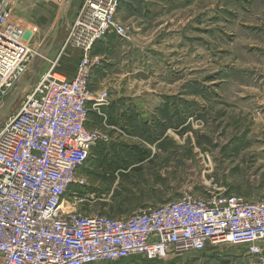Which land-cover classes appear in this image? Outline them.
<instances>
[{
  "label": "rangeland",
  "instance_id": "1",
  "mask_svg": "<svg viewBox=\"0 0 264 264\" xmlns=\"http://www.w3.org/2000/svg\"><path fill=\"white\" fill-rule=\"evenodd\" d=\"M79 1H73L62 38ZM145 1H137L141 8L134 10L144 18L130 20L125 11L129 19L121 23L125 33L113 34L114 42L101 43L105 49L101 51L112 61L106 63L108 72L99 73L103 84L98 88L108 96L147 97L160 103L146 106L155 115L139 140H129L126 146L111 142L98 160L90 155L79 169L83 202L78 212L130 217L184 194L201 197L214 188L246 200L263 199L264 0ZM65 3L21 0L15 19L26 26L23 39L40 49ZM129 55L126 76L114 63ZM79 57L78 49L61 41L40 74L52 61L57 71L71 76ZM122 78L125 84H118ZM15 92L0 94V113L8 104L4 96ZM101 135L108 142L107 135ZM76 190L73 186L71 192ZM104 264H264V260L249 256L243 247L227 245L168 261L148 262L139 255Z\"/></svg>",
  "mask_w": 264,
  "mask_h": 264
},
{
  "label": "built area",
  "instance_id": "2",
  "mask_svg": "<svg viewBox=\"0 0 264 264\" xmlns=\"http://www.w3.org/2000/svg\"><path fill=\"white\" fill-rule=\"evenodd\" d=\"M20 1L0 0V94L22 84L40 50L23 39L26 26L15 19ZM121 2L82 1L62 40L80 51L74 75L50 61L0 129V264H104L139 255L168 261L227 245L264 260V198L214 188L130 217L78 212L83 182L77 173L103 139L88 129L89 111L110 97L90 89L101 63L93 49L125 33ZM73 186L78 190L71 192Z\"/></svg>",
  "mask_w": 264,
  "mask_h": 264
},
{
  "label": "crops",
  "instance_id": "3",
  "mask_svg": "<svg viewBox=\"0 0 264 264\" xmlns=\"http://www.w3.org/2000/svg\"><path fill=\"white\" fill-rule=\"evenodd\" d=\"M82 1L83 0H80L78 2L77 8L74 11V15H76V12L79 6L81 5ZM137 1L139 0H122L120 8L118 10V19L120 20L121 23H122V20L123 21L126 20L125 22L129 21L128 17L126 16L127 12H130L131 14L130 20L134 18L135 16L144 18L143 16H141L142 13L141 15H139L137 12L134 11L137 8H141L140 5L137 6L138 5V3H136ZM154 1L156 0H146L145 3H153ZM124 13H125V16H123ZM74 15L72 16V19H70V22L71 20L72 21L74 20L73 18ZM114 40H116L115 35L111 34L107 36L104 41L99 42L93 49V54L101 58V64L99 65L98 68L94 70L93 79L90 85V89L94 92L100 93L101 89L98 88V85L103 84V83H100L101 80H100L99 73L108 72L110 68L108 64L109 62L112 61L110 60V57L108 59L106 58L107 57L106 52L101 51L105 49H102L101 46L103 45V43H110L111 41L114 42ZM130 59H131V55H129V57L124 56L123 58L120 59L119 62L115 60L117 63H114V62L112 63H114L115 69L118 66L117 68L122 70L123 73L127 72L125 74L127 76L128 74H130L129 69H130L131 64L130 65L128 64V61H130ZM46 61L44 62L41 69L46 65L47 63ZM77 63L78 61L74 64L73 72L71 76H68L67 74H65L64 72L60 70H58V72L65 74L67 77H72L75 73ZM41 69L38 75L40 74ZM123 80L124 78H122L118 84H125ZM116 88H117V85H116ZM160 100L163 101V99H160ZM159 103L160 101H158V99H151V98L139 97V96H125V95L112 94L109 97L107 105L101 106L99 108L91 107L89 111L88 122H87L88 129L99 130L100 132L106 134L107 139H108V142L107 141L105 142L103 140L99 141L92 148L91 155H94L93 158L98 160L99 155L104 154L103 148L105 146L112 147V144L118 145V146L120 144H124V146H126L127 141L129 140H133V141H135L136 139L139 140L140 135L145 134V132L147 131L148 129L147 127H149L148 124L151 123L152 116L155 115V113L153 112L149 113L147 111L146 106L156 105ZM156 111L159 112L160 110L156 108ZM93 166H95V164Z\"/></svg>",
  "mask_w": 264,
  "mask_h": 264
},
{
  "label": "water",
  "instance_id": "4",
  "mask_svg": "<svg viewBox=\"0 0 264 264\" xmlns=\"http://www.w3.org/2000/svg\"><path fill=\"white\" fill-rule=\"evenodd\" d=\"M73 1L74 0H66V3L60 11L58 21L54 26L49 39L43 44V46L39 50L38 55L30 64L22 84L18 88H14L12 90V92L16 90L14 96H11L10 94L4 96L3 101H8V104L0 113V129L5 124V122H7L12 116L14 106L19 101L24 100L26 96L30 93L34 85L35 79L44 62L49 58L53 50L61 42L65 26V20L72 8Z\"/></svg>",
  "mask_w": 264,
  "mask_h": 264
},
{
  "label": "bare ground",
  "instance_id": "5",
  "mask_svg": "<svg viewBox=\"0 0 264 264\" xmlns=\"http://www.w3.org/2000/svg\"><path fill=\"white\" fill-rule=\"evenodd\" d=\"M68 202L65 200L64 207L67 208Z\"/></svg>",
  "mask_w": 264,
  "mask_h": 264
}]
</instances>
